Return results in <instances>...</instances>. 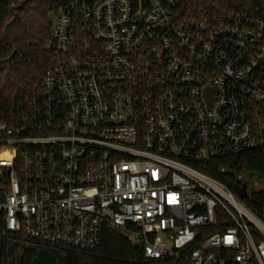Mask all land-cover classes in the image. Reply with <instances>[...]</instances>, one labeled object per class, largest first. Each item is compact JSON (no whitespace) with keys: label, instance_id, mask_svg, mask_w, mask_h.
<instances>
[{"label":"built area","instance_id":"1","mask_svg":"<svg viewBox=\"0 0 264 264\" xmlns=\"http://www.w3.org/2000/svg\"><path fill=\"white\" fill-rule=\"evenodd\" d=\"M20 124L0 123V229L92 252L107 228L143 264H264V222L205 169L264 153V16L183 0H75ZM225 171L226 167H221Z\"/></svg>","mask_w":264,"mask_h":264},{"label":"trees","instance_id":"2","mask_svg":"<svg viewBox=\"0 0 264 264\" xmlns=\"http://www.w3.org/2000/svg\"><path fill=\"white\" fill-rule=\"evenodd\" d=\"M72 1L0 0V123L20 124L30 113L34 93L54 60L45 48L53 18ZM183 5L219 21L238 11L258 10L264 16V0H183ZM213 165L205 170L236 195L247 183V175L264 177L261 149L219 158ZM8 180L0 174V187ZM244 202L264 222V189L251 193ZM143 258L142 249L115 229H105L102 244L84 253L33 245L0 229V264H143Z\"/></svg>","mask_w":264,"mask_h":264},{"label":"rangeland","instance_id":"3","mask_svg":"<svg viewBox=\"0 0 264 264\" xmlns=\"http://www.w3.org/2000/svg\"><path fill=\"white\" fill-rule=\"evenodd\" d=\"M246 182H247L248 194L258 192L264 189V177L254 175V174H251V175L249 174L246 176ZM243 203L245 202L243 201Z\"/></svg>","mask_w":264,"mask_h":264},{"label":"water","instance_id":"4","mask_svg":"<svg viewBox=\"0 0 264 264\" xmlns=\"http://www.w3.org/2000/svg\"><path fill=\"white\" fill-rule=\"evenodd\" d=\"M14 8H12L13 10ZM248 190H247V183H244L239 189H238V196L241 199H244L247 197Z\"/></svg>","mask_w":264,"mask_h":264}]
</instances>
